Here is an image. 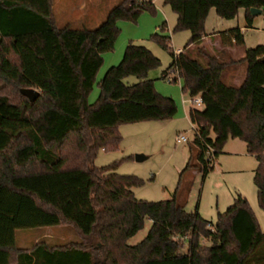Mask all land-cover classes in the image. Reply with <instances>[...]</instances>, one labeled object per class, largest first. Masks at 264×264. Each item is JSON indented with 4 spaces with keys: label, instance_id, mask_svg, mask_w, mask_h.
Wrapping results in <instances>:
<instances>
[{
    "label": "trees",
    "instance_id": "obj_1",
    "mask_svg": "<svg viewBox=\"0 0 264 264\" xmlns=\"http://www.w3.org/2000/svg\"><path fill=\"white\" fill-rule=\"evenodd\" d=\"M53 2L0 0V264H264V229L248 198L238 193L213 222L198 205L186 209L190 187L181 181L193 167L207 175L225 142L241 138L258 162L253 179L264 210V43L237 57L205 44L196 47L199 57L185 51L204 36L211 7L226 18L245 7L252 26L251 7L264 12V0H163L177 13L173 29L188 28L190 36L178 52L172 35H150L172 55L162 76L176 80L169 77L175 71L183 94L200 95L203 105L190 104L191 155L172 197L160 200L137 198L133 187L143 179L117 171L131 156L95 164L99 149L119 147L121 125L173 118L178 109L149 75L161 58L145 42L129 41L122 59L96 77L103 52L121 31L117 20L137 22L143 10L154 13L156 3L118 0L102 22L88 26L56 23ZM217 33L224 45L245 43L238 24ZM238 63L245 65L244 77L229 82ZM129 74L138 79L126 81ZM96 81L100 94L90 103ZM28 87L40 91L36 100L22 94ZM147 218L145 237L128 243ZM48 226H70L79 238L17 246L18 229Z\"/></svg>",
    "mask_w": 264,
    "mask_h": 264
},
{
    "label": "rangeland",
    "instance_id": "obj_2",
    "mask_svg": "<svg viewBox=\"0 0 264 264\" xmlns=\"http://www.w3.org/2000/svg\"><path fill=\"white\" fill-rule=\"evenodd\" d=\"M66 1H69V4H66L68 11L60 5L61 0H54L57 15L56 23H65L64 20L68 16L72 19L71 22H73V25H79L77 24L81 16L79 2H83L86 4L88 10H90L91 5L93 7V15L86 19V24L84 25L95 26L102 22L107 11L118 0ZM94 9H96V13ZM146 10L150 12L148 9ZM252 16V28L250 26L245 28V30L247 29V43L250 46L257 43H264V12L255 13ZM77 17L78 19H76ZM235 18H238V12L233 17V19ZM125 20L135 22V20L128 18L118 19L120 28L123 26V21ZM174 23L170 22V30L167 33L172 35L171 41L175 47H184L190 36V30L188 28L174 30ZM136 31L137 29L124 26L123 34L130 36L131 34H135ZM147 43L152 51L161 58V63L153 67L149 72V75L154 77V85L156 86V83H161L163 91L158 90L157 86L156 89L162 95L170 96L178 102L177 98L181 100L183 93L181 83H179L178 79L169 81L162 76L163 69L172 60L170 51L156 40L150 39ZM103 67L100 69L101 73L104 71ZM234 74L231 76L228 73L226 76L227 80L233 83L241 82L244 75L242 64L237 70H234ZM137 79L135 74H129L125 77V80L128 82H135ZM93 87L89 94L90 103H93L100 94V87L97 85V81L94 82ZM193 125L187 116L178 117L177 111L173 118L143 120L142 122L123 124V126L121 125V135L123 138L119 147L110 150L99 149L95 158V164L106 165L114 160H121L124 157L131 156L118 164L117 171L123 174H135L143 179V184L133 187L135 196L149 200L170 198L178 185L180 173L186 166L185 164L191 155L190 143L194 134ZM181 133L188 135L190 140L176 141L177 135ZM223 147V151L215 159L214 168L207 175H204L203 172L195 167L183 173L181 177L182 187H190L187 196L188 201L185 207L187 210L193 211L198 205L200 213L206 219L216 222L218 214L224 212L234 202L238 193H242L248 198L249 204L253 211H255L260 226L264 229V210L259 203L257 187L253 179L254 170L258 164L257 159L247 151L246 143L241 138H229ZM137 153H144L148 157L143 159V161H137L135 159ZM150 224L151 220L147 218L143 228L130 237L128 243L134 244L142 240L147 234ZM53 227L55 226L18 229L16 235L19 237L20 244L27 245L32 237L33 239L41 237L43 232ZM60 228L68 234L73 232L72 238H77L72 227L60 226ZM27 231L30 232L31 238L28 240L21 239V235ZM201 241L205 244L210 243L203 237ZM184 250H186V247Z\"/></svg>",
    "mask_w": 264,
    "mask_h": 264
},
{
    "label": "crops",
    "instance_id": "obj_3",
    "mask_svg": "<svg viewBox=\"0 0 264 264\" xmlns=\"http://www.w3.org/2000/svg\"><path fill=\"white\" fill-rule=\"evenodd\" d=\"M153 1L156 3V11L154 13L148 12L146 10L138 16L137 22L128 21V20L123 21V26H121V31L117 36L114 47L112 49H109V50L103 52L104 53L103 54L104 60H103L102 65L98 69L99 71H98V74L96 76L97 81H99V79L103 76V74L106 72L109 65L117 63L121 60V58L123 57V54H124L123 51L125 49V46L129 41H131V40L136 41V42L140 41V42H145L146 44H148L147 41H150V39H151L150 35L152 33H154L155 31H160V32L168 34L167 31L170 30V25H171L170 22H176L177 13L172 8V6L170 4L164 3L163 0H153ZM67 3L69 4V1L67 2L66 0H61L60 5L65 7L67 10L68 9L67 5H66ZM79 3H80L79 8H80L81 16L79 18L80 19L79 22H77L78 20L75 22H77V24H79V25H84V24H86V22H85L86 19L90 18L93 15V13H92L93 7L90 4L91 5L90 10H88L85 3H83V2H79ZM54 4L55 3L53 2V7H54ZM95 11H96V9H94V12ZM54 13H55V16H57L56 11H55V7H54ZM95 13H94V15H95ZM245 13H246L245 7H240L239 11H238V18H235V19L226 18V17H222V16L218 15L215 7H211L207 16H206L204 36L201 37L200 39L196 40V41L189 43L188 46L185 47V51H187V52L189 51L193 56L199 57V55L197 54V51H196V47L198 45H204L205 44L208 46V48L210 50H212L214 52L221 51L223 49H227L228 52H232L233 55L236 57L243 55L244 50H245L244 48L247 46H250L249 43H247V32H246L247 29L245 30V28H247V25H246L247 23H245L246 22ZM76 19H78V17ZM64 21H65V23H63V24H66V23L73 24V22H71L72 19L69 18L68 16ZM242 22H244V23H242ZM63 24H59V25H63ZM237 24L240 25L243 28L244 33H246L244 46L222 44L219 33H217V32L220 29H225L228 27L236 26ZM124 26H127L128 28L137 29V31L135 32V34H131L130 36L128 34L124 35L123 34ZM250 27L252 28V26H250ZM182 48L183 47H180V46L175 47L176 51L180 50ZM241 64L243 65V74H245L244 63H238L237 66H233L230 69L229 74L231 76L235 75L234 70H237V68L240 67ZM101 67H103V69H104V71L102 73L100 70ZM173 76H176V80L178 79L179 83H181V85L183 87L184 83H182V77L177 75V73L175 71H172L169 74V77H173ZM243 77H244V75H243ZM156 86H157L158 90L163 91V89L161 87V83H156ZM181 100L179 98H177V101H178L177 102V106H178L177 115H178V117L187 116L188 119L191 120L190 117L188 116V109L190 107V103L187 100V97L183 93L181 96ZM122 126H120V132H121ZM72 233H70V234L65 233L63 231V229L60 228V226L59 227L55 226V227L48 229L47 231L43 232L41 237H36L35 239H33V237L31 238L30 232L27 231V232L23 233L21 235L22 237H20V238L24 239V240H28L29 238H31L30 242L27 245L26 244L22 245L19 243V237L16 235V244H17V246L24 247V248L32 247L34 244H36L38 242L46 243L48 245L51 244L53 246H59V245L64 244L68 240L79 238V235L76 232H74V233H76L77 238H72Z\"/></svg>",
    "mask_w": 264,
    "mask_h": 264
},
{
    "label": "water",
    "instance_id": "obj_4",
    "mask_svg": "<svg viewBox=\"0 0 264 264\" xmlns=\"http://www.w3.org/2000/svg\"><path fill=\"white\" fill-rule=\"evenodd\" d=\"M251 11L253 14L255 13H260L263 11L262 7H258V6H252L251 7ZM262 58H264V55L262 56ZM21 92L23 95H25L27 98H29L31 101H34L37 99V97L40 94V91L38 89H35L34 87H28V88H20ZM148 155L146 154H142V153H137L135 155V159L137 161H143V159L147 158Z\"/></svg>",
    "mask_w": 264,
    "mask_h": 264
},
{
    "label": "built area",
    "instance_id": "obj_5",
    "mask_svg": "<svg viewBox=\"0 0 264 264\" xmlns=\"http://www.w3.org/2000/svg\"><path fill=\"white\" fill-rule=\"evenodd\" d=\"M180 50H177V51L179 52ZM187 100L189 101L190 104L195 105L197 107H201L203 105V100L201 99L200 95L189 96V98H187ZM194 130H195V126H193V132H194ZM189 140H190L189 136L186 135L185 133L178 134L176 137V141H178V142L189 141Z\"/></svg>",
    "mask_w": 264,
    "mask_h": 264
}]
</instances>
